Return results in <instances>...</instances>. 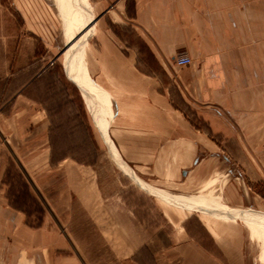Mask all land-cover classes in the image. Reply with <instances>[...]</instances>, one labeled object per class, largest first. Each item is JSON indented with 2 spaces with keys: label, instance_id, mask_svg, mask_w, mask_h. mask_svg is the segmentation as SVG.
Masks as SVG:
<instances>
[{
  "label": "rangeland",
  "instance_id": "rangeland-1",
  "mask_svg": "<svg viewBox=\"0 0 264 264\" xmlns=\"http://www.w3.org/2000/svg\"><path fill=\"white\" fill-rule=\"evenodd\" d=\"M119 1L88 0L106 21L81 39L113 95L93 109L122 157L186 202L264 212V66L250 56L179 66V55H149L131 25L112 21ZM60 6L0 0V264H264L260 219L262 238L249 220L173 206L112 159L64 70L82 26ZM87 40L71 70L97 101Z\"/></svg>",
  "mask_w": 264,
  "mask_h": 264
},
{
  "label": "crops",
  "instance_id": "crops-1",
  "mask_svg": "<svg viewBox=\"0 0 264 264\" xmlns=\"http://www.w3.org/2000/svg\"><path fill=\"white\" fill-rule=\"evenodd\" d=\"M242 2L244 4H233V0H136V3L126 4V0H120L109 12L113 22L125 20L132 26L149 55L164 58H175L182 53L194 58L250 56L255 58L256 69L260 71L264 66V0H253L254 4ZM105 21L104 17H97L93 37L103 29ZM89 43L87 40L85 51L88 52L85 53H88L94 91H100L105 104L111 105V91L94 77L97 65L91 58L94 54L88 49ZM106 44L104 56H109L113 63L114 52H108L113 51V45L107 47Z\"/></svg>",
  "mask_w": 264,
  "mask_h": 264
},
{
  "label": "water",
  "instance_id": "water-1",
  "mask_svg": "<svg viewBox=\"0 0 264 264\" xmlns=\"http://www.w3.org/2000/svg\"><path fill=\"white\" fill-rule=\"evenodd\" d=\"M96 22V18H93L92 23L94 25V23ZM90 24V25H91ZM88 26V31L90 33H92V28L93 26ZM74 40V39H73ZM73 40H70L69 43L66 45V49L68 50L67 56H66V60L64 63V70L66 72L67 77L80 89V91L82 92L88 109L91 113L92 119L94 124L96 125L97 129L99 130V133L104 141V143L106 144L109 153L112 157V159L118 164V166L141 188H143L145 191L149 192L150 194L156 196L157 198H161L162 200L168 202L169 204L176 206L178 208H182L185 210H191V211H195V212H205V213H210V214H215V215H220V216H224V217H229V218H237V219H248V218H256V219H260V220H264V212L263 211H259V210H255L252 208H236L234 211L229 212V214L226 213L225 210H213L210 208H206L200 205H197L196 203L193 202H186L184 200H181L173 195H170L166 192H163L161 190H158L157 188H155L154 186H152L151 184L147 183L146 181H144L134 170V168L129 165L125 159L122 157L121 153L119 152L118 148L116 147V145L114 144V142L112 141V139L110 138L108 132L106 131L105 128H103L98 121V116L96 115L94 109H92L91 104L93 103L92 98L90 97L92 94L90 92V90L88 88H86L85 86H83L80 82L76 81L73 78L72 75V67H71V62L74 59V57H76L78 55V50L81 46H83L86 42V38H82L78 43L77 46L75 48H71V45L73 44ZM175 198V200H173ZM253 211V212H251ZM256 213V214H252V213Z\"/></svg>",
  "mask_w": 264,
  "mask_h": 264
},
{
  "label": "bare ground",
  "instance_id": "bare-ground-1",
  "mask_svg": "<svg viewBox=\"0 0 264 264\" xmlns=\"http://www.w3.org/2000/svg\"><path fill=\"white\" fill-rule=\"evenodd\" d=\"M60 1V3H61V5H62V9H63V11H64V13L63 14H65L66 13V15H67V17H69V18H71V17H73V22H75L74 24L76 25H79V24H81V28L82 29H80V32L78 31V33L75 35L74 34V36H72V39H70V40H73L72 42H73V44H72V46H71V48H74L75 46H76V43H78L80 40H77L78 38H80L81 39V37H82V35L84 34V33H86V31H88V26L92 23V20H93V18H95V9H94V7L92 6V4H88L87 3V1L88 0H81V2L82 3H80L79 4V2L77 1V0H68L71 4H68V2H67V0H59ZM83 22V23H82ZM79 23V24H78ZM73 25V24H72ZM83 25H84V27H83ZM90 26H93V27H91L92 28V34H93V30L95 31L96 30V26H95V23H94V25L93 24H91ZM88 27V28H87ZM80 28V27H79ZM88 33V32H87ZM74 37H76V38H74ZM80 48H82V46L80 47ZM79 48V49H80ZM82 55V54H81ZM80 56V55H79ZM75 58V57H74ZM77 58V57H76ZM82 58V57H81ZM82 62H83V60H82ZM85 69H86V67H85ZM86 72H88L87 71V69H86ZM82 84V83H81ZM83 85V84H82ZM97 85H99V84H97ZM84 86V85H83ZM97 87V86H96ZM94 89V88H93ZM108 93V92H107ZM95 94H96V97H97V101H96V99L94 100L93 98H92V104H91V106H92V109H93V107H95V106H99V108H100V110H101V107L103 108V105H104V98H103V94L100 92V91H97V90H95ZM90 97H92V96H90ZM106 98V97H105ZM97 104V105H96ZM96 113V112H95ZM97 116H98V121H99V124L103 127V128H105L106 127V125L104 124V122H103V120L101 121L100 120V118H99V114H96ZM103 119V118H102ZM147 174V173H146ZM173 200H175V198L173 199ZM248 209V208H247ZM255 210H257V209H255ZM251 212H253V211H251ZM252 214H255V212L254 213H252ZM249 220V228H250V230H251V233H252V235H254L255 234V232H256V229H258L259 230V234H260V238H262L263 237V235H262V232H261V230H260V227H259V225H257V223H256V221H255V218L253 217V218H248V219H244V221H248ZM262 221V223H263V227H264V220H261ZM256 235V234H255Z\"/></svg>",
  "mask_w": 264,
  "mask_h": 264
},
{
  "label": "built area",
  "instance_id": "built-area-1",
  "mask_svg": "<svg viewBox=\"0 0 264 264\" xmlns=\"http://www.w3.org/2000/svg\"><path fill=\"white\" fill-rule=\"evenodd\" d=\"M176 63L179 66H185L189 63H191V57L188 55H179L176 59Z\"/></svg>",
  "mask_w": 264,
  "mask_h": 264
}]
</instances>
